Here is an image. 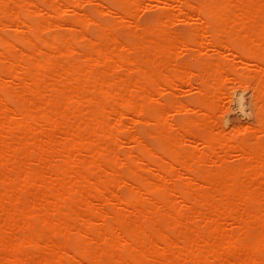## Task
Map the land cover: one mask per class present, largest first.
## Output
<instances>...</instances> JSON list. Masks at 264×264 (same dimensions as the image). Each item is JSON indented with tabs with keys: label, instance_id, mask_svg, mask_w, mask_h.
<instances>
[{
	"label": "bare ground",
	"instance_id": "bare-ground-1",
	"mask_svg": "<svg viewBox=\"0 0 264 264\" xmlns=\"http://www.w3.org/2000/svg\"><path fill=\"white\" fill-rule=\"evenodd\" d=\"M108 1L0 0V264H264V0Z\"/></svg>",
	"mask_w": 264,
	"mask_h": 264
},
{
	"label": "rangeland",
	"instance_id": "rangeland-1",
	"mask_svg": "<svg viewBox=\"0 0 264 264\" xmlns=\"http://www.w3.org/2000/svg\"><path fill=\"white\" fill-rule=\"evenodd\" d=\"M108 2L109 1L106 0V3H108ZM92 8H93V6L87 5L86 11L91 16L98 18L99 17L98 13L94 10V8L93 9ZM158 11H159V9L155 10L153 8H147V9L143 10L142 12H140L139 19L143 23L151 22L154 20V18L158 17V15H160L162 13L161 10L159 12ZM104 22H105V20H104ZM174 28L176 31L181 32L184 35L186 33V36L188 35L189 30H190V27L188 28V24H186L184 22H182V23L177 22V24L175 25ZM90 32L95 34L96 27H92L90 29ZM122 36L124 39L126 38L125 34H122ZM180 59H181L180 60L181 62L184 61V62L191 63L195 72L196 73L198 72V70L200 68V64L198 62L196 63V60L193 59V56L191 55V53L186 54V56H185V54H183L180 57ZM196 73L192 77V83L194 84V86L196 85V87H197V86H199V84H201V82L199 83L200 80H199V77L196 75ZM197 79H198V81H197ZM195 82H196V84H195ZM185 88L184 87L182 89L180 88V91H179V89H177V91H176L177 92V99L180 100V102L195 105L197 103L198 98H199V94L197 93L196 89L194 90V88H189L188 86H186ZM237 88H239V89H237ZM225 90L226 91H224V95H226V96L224 97V95H223V97L221 99L222 108L220 107L218 110L219 113L217 112V114H216V127H217V129L220 131L224 130V132L226 134H232V133H234V131L238 127L247 126V125L255 126L258 122V115H257L258 106L256 105V101H255V97H254V93H253L252 89L246 88L245 86H243L239 83H236V82H229L226 84ZM239 91H240V93H239ZM233 92L236 94H234ZM244 92H245V94L242 96L241 94H243ZM251 93L253 94L252 97H251V95H252ZM249 94H251V95H249ZM240 96H242V98ZM239 97L241 99H243L244 101L243 100L240 101L241 99ZM249 97H251V99L253 98L252 100L250 99L251 102L248 101ZM184 100H186V101L184 102ZM241 102L243 103L242 107H240V104H242ZM249 103H252V104L250 105ZM248 105L254 106V107L257 106L255 108V112H254V107H252L253 108L252 109ZM242 110L244 112H242ZM250 111H251V113H250ZM253 113L255 115L254 117H256V120L252 116ZM227 119H228V121H226ZM217 121L219 123H217ZM238 121H240V122H238ZM227 125H228V127H227ZM137 128H138V131H144L145 129H147V127H144V126H139ZM147 139L154 147L155 146L157 147L158 143L156 140H153L150 138H147Z\"/></svg>",
	"mask_w": 264,
	"mask_h": 264
}]
</instances>
